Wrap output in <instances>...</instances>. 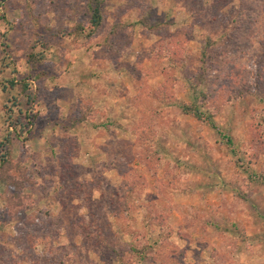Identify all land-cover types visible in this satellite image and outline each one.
Segmentation results:
<instances>
[{
    "label": "rangeland",
    "instance_id": "obj_1",
    "mask_svg": "<svg viewBox=\"0 0 264 264\" xmlns=\"http://www.w3.org/2000/svg\"><path fill=\"white\" fill-rule=\"evenodd\" d=\"M88 1L0 0V264H264V0H100L86 37Z\"/></svg>",
    "mask_w": 264,
    "mask_h": 264
},
{
    "label": "trees",
    "instance_id": "obj_2",
    "mask_svg": "<svg viewBox=\"0 0 264 264\" xmlns=\"http://www.w3.org/2000/svg\"><path fill=\"white\" fill-rule=\"evenodd\" d=\"M100 0H89L86 4H85V9L88 13V21L87 24L85 26L82 25H77L76 26V31L80 34H84L86 37H90L92 36L96 30L99 28L100 23L102 21V17H101V10H100ZM153 26V25H151ZM154 27V26H153ZM203 58L206 57L205 52L202 53ZM6 60V58H4V61ZM26 63L28 64V66H30V72L35 71L38 69L39 65L41 64V61L38 60L33 54L32 52H29L26 56ZM8 66V62L4 63ZM9 86L12 89L18 88L19 90V95H25L26 91H28V86L26 84V82L24 81H20V82H16L15 80H10L9 82ZM25 108L23 109V112L20 114H18L17 116H15L14 121L10 124L12 126V130H13V135L14 133L17 134L18 136L21 133H25V135L29 134L28 131L29 128L32 126L33 124V120L36 118L35 114L33 113V111H31V109H29L28 107L31 104V97L29 95H25ZM15 106L12 105V107ZM7 109H10V106L7 107ZM182 109V112L188 115H191L195 120H197L198 122H200L203 125H206L208 127L213 128V124L211 121L212 118V114L210 112H208L206 110L205 114H202L198 108L196 107H192V106H184ZM4 110V109H2ZM19 111V110H18ZM93 117L91 116V111H89L87 109V107L85 108H81L79 107L78 111L76 112V115L74 114L69 115L68 116V122L65 125V129L66 128H77L79 126V124L81 123H87V122H92ZM10 127V126H9ZM17 127V129H16ZM10 138H4L2 141H0V178H5L7 177V174L10 173H14L15 174V180L16 181H24V176H23V172L24 170L19 166H11V162H10ZM11 163V164H10ZM14 176V175H13ZM59 178V175L58 177ZM10 202H13L14 204V210H9V213L7 215L10 216V218L15 217H22L24 220L27 221V211H30L32 209V203L29 202L28 204H25L26 201H22V198L16 193L11 194L10 198H9ZM65 206V205H62ZM67 207V206H66ZM73 207V206H72ZM77 208H81L84 210L85 214L84 215H78V217H76L74 219V222H76V225H80V227L83 225V228H88V224L93 223L90 218L88 217V211L90 208V205L86 202H83L82 205H79ZM37 212V210H36ZM34 213V212H30ZM38 215L40 217H42V219H49V213L47 211H38L36 214H33V216H31L33 218V222L35 223L36 220L38 219ZM30 217V216H29ZM87 217V218H85ZM25 221V222H26ZM78 221V222H77ZM97 228H99V226H96ZM82 230V229H80ZM15 239V240H14ZM18 239V237L16 236L13 239H10L9 241L12 242V240H14L12 243L13 245H18V243L16 242V240ZM46 239V238H45ZM44 239V240H45ZM15 243V244H14ZM18 247V246H17ZM116 252V251H115Z\"/></svg>",
    "mask_w": 264,
    "mask_h": 264
}]
</instances>
